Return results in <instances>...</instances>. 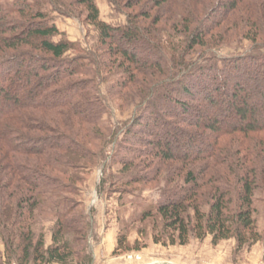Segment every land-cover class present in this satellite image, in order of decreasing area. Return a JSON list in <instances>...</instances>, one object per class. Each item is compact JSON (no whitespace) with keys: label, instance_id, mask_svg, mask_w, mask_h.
I'll return each mask as SVG.
<instances>
[{"label":"trees","instance_id":"1","mask_svg":"<svg viewBox=\"0 0 264 264\" xmlns=\"http://www.w3.org/2000/svg\"><path fill=\"white\" fill-rule=\"evenodd\" d=\"M107 2L124 24L98 0H0V264H93L81 196L97 168L98 191L139 211L122 232L152 220L155 243L264 241V0ZM53 14L92 27L95 45ZM133 185L160 199L128 203Z\"/></svg>","mask_w":264,"mask_h":264},{"label":"rangeland","instance_id":"2","mask_svg":"<svg viewBox=\"0 0 264 264\" xmlns=\"http://www.w3.org/2000/svg\"><path fill=\"white\" fill-rule=\"evenodd\" d=\"M101 18L114 25H122L125 16L117 13L107 0H98ZM84 19V18H83ZM85 20V19H84ZM52 21L62 33L73 42H80L83 47L95 45L97 32L92 27L80 20L52 15ZM251 45L245 42L238 46L234 44L230 48L221 50L220 54L230 55L235 52L249 50ZM127 107V106H125ZM113 123L125 122L129 114H121L116 107L110 110ZM106 155H113V146L106 149ZM118 167L113 168L117 172ZM104 176L102 168H97L90 176L86 185L82 188L81 199L85 204V210L92 211L93 235L90 238L91 251L94 257L93 264H264V241L251 247L238 250L235 239L221 242L214 246L211 237L205 240L192 239L186 246H171L164 243H155L154 224L152 220L128 225L125 232V223L138 215L139 211L130 204L120 201V190L98 191V187ZM157 185L143 186L133 185L129 190H137L141 195L128 196V203H156L159 199ZM142 191V192H141ZM260 229L264 230V218H260ZM53 222L44 220L41 229L45 235L46 247L52 244ZM126 237V250H118L119 238ZM0 252L4 255L5 245L0 240ZM79 253V250H77ZM5 261V259H4ZM70 264H77L70 263Z\"/></svg>","mask_w":264,"mask_h":264}]
</instances>
